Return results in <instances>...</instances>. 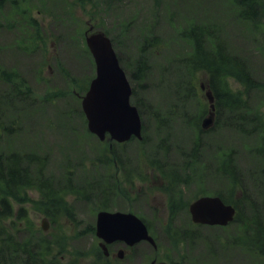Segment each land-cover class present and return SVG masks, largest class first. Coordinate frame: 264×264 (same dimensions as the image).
I'll return each instance as SVG.
<instances>
[{
    "label": "rangeland",
    "instance_id": "374dc122",
    "mask_svg": "<svg viewBox=\"0 0 264 264\" xmlns=\"http://www.w3.org/2000/svg\"><path fill=\"white\" fill-rule=\"evenodd\" d=\"M61 1L0 0V69L15 71L22 90L30 92L25 99L28 104L17 101L5 92L0 73V110L5 111L1 124L13 131L8 135L0 128V147L4 152L47 156L40 176L61 191L68 185L76 191L61 193L50 208L45 207L49 212L43 213L44 200L34 186L15 205V215L0 220V226L10 229L18 225L15 235L19 240L32 236L49 242L46 260H54L53 264H149L153 259L167 264H257L258 259L241 251L243 245L235 240L239 226L190 227L187 207L202 195L230 190L226 180H218L214 169L222 152L234 150L238 188L248 196L241 201V215L248 219L256 214L264 223V160L257 150L264 138V89L251 91L233 77L227 81L233 91L243 92L247 108L260 118L256 121L259 127L246 122L243 130L237 129L221 113L219 119L199 129L198 123L209 117V104L200 89L204 80L196 77V88L190 91L187 76L171 60L181 54L179 24L201 20L213 29L211 38H217L228 53L246 64L251 80L264 86V0L248 3L255 19L240 15L239 0H116L99 7L96 3L91 6L93 0L84 5L64 0L67 14ZM92 16L98 18L94 21ZM102 26L115 38L120 39L119 29L126 37L117 44L128 73L137 67L141 36L153 27L155 31L147 38L155 35L159 40L157 53L149 60V74L134 85L131 98L135 105L136 100L141 102L144 143L131 140L114 146L113 151L124 162L120 165L108 150L99 157L103 146L85 134L80 113V99L85 84L94 76V64L78 35L84 38L85 32H98ZM174 38L177 41L173 42ZM189 52L185 45L182 54ZM175 78L178 93L171 85ZM204 108L207 110L200 114ZM196 146V155L183 158ZM150 158L163 164L167 158H178L180 181L178 197H174L178 216L161 208L151 212L145 205L164 200L163 196H149L162 192L157 173L147 170L152 168L146 161ZM201 158L200 163H194ZM35 179L39 180L37 175ZM148 184L158 187L144 192ZM80 190L92 200L82 199ZM240 196L238 189L230 193L233 199ZM103 200L109 202L106 207ZM183 203L187 206L184 210ZM19 207L26 211L23 220L15 217ZM102 209L130 212L146 220L157 248L147 243L132 248L118 245L104 256L94 234L96 215ZM43 222L46 230L41 227ZM182 229L194 230L198 238L184 240L177 234ZM118 249H123L122 260H114Z\"/></svg>",
    "mask_w": 264,
    "mask_h": 264
},
{
    "label": "trees",
    "instance_id": "16d2710c",
    "mask_svg": "<svg viewBox=\"0 0 264 264\" xmlns=\"http://www.w3.org/2000/svg\"><path fill=\"white\" fill-rule=\"evenodd\" d=\"M78 1L83 5L87 3L91 4L90 2H92V0ZM114 1L116 0H93L91 6L94 7L95 3L98 7L99 5L104 6L105 3L110 4ZM61 5L64 8V13L67 14V11L69 10L66 9V3L64 0L61 1ZM92 18L95 21L98 17L92 16ZM178 28L180 29V39L190 47L189 53L180 54L178 57V70H181L184 72V75L187 76L189 90L193 91V89L196 88V83L194 82L196 77L199 79L202 78L204 80L203 82H205V86L209 88L214 97L216 119H219L220 114L224 113L225 119L230 124L237 127V129L239 128L240 130H243L246 122L251 124L255 122V126L253 127H259L260 124L258 125L256 121L260 118L256 116L255 112L251 113V111L245 107V102H243L241 96L232 91L227 84V79L233 77L237 81L246 84L247 87L253 86L254 83H252L243 61L239 57L228 53L217 38H211L214 33L213 29L208 26L207 22L201 20H187L182 24H179ZM102 31L110 36L115 49H118V44H121L125 39L124 34L121 36L120 29V39L115 38L111 34V30H108L105 27H103ZM75 39L76 36L74 35L73 40ZM144 40L147 43L149 42L148 45L151 43L155 46V38H152L151 40H146L144 38ZM119 60L126 70V64L123 63V60ZM135 63L137 67L134 72H129V79L133 85V95L135 93L134 88L136 83L138 85V82H141L142 78L148 74V66L144 57H139ZM0 73L3 77L4 83L8 85L7 89L11 97L20 99V101L29 98V90H22L20 84L17 82L20 80L16 79L18 74H15L13 71L9 72L3 70L2 68L0 69ZM135 102L141 111V102H138L137 100ZM206 110V108L202 109L200 114L204 113ZM2 112L5 113V111L0 110V128H2V132L7 133L8 135L12 134L13 131L11 127H6L1 124V120L4 117ZM200 127L201 125L198 123V128ZM113 147V144L112 148L105 145L103 148L104 150L100 151L99 157L103 158V154L107 150L110 155L116 156V154H113ZM257 150L264 160V138H261L260 146L257 147ZM194 152H196V150L190 152V155L194 154ZM232 154H234V150H229L226 153L222 152V155H220L221 158L217 161V165L214 169L218 180H221L222 178V180H226L225 183L228 184L227 187L230 186V190H226V193L215 192V194L225 203L232 204L235 207L237 213L233 224L240 227L236 239L243 241L242 245L249 252L250 256L259 259L260 263L264 264V223H261L256 214L248 219L246 216L243 217L241 215V201H243L245 193L243 189L238 188V185H240L239 178L235 173L236 171L233 164ZM46 157L47 156L40 157L35 154H21L15 150L4 152L0 147V220L12 217L14 213L13 202H21L26 195V190L31 189L34 186L42 195V200H44L42 206L44 209L47 206L50 208L49 206L54 203L57 197H59V190L55 189L49 181L40 176ZM262 172V174H264V168L262 169ZM36 175L39 180L35 179ZM35 183H37V185H35ZM233 189H238L240 191L241 198L237 197L233 199L230 197V193ZM82 196L85 200L90 199L85 193H83ZM245 200H248L247 194ZM252 209L254 210L256 208L253 207ZM18 210L19 213L16 216V219L23 220L26 218V211L24 208ZM45 211V213L49 212L46 209ZM244 225L245 228H242ZM15 228L6 229L5 227L0 226V264H49L46 261L49 242L45 243L43 240L37 241L40 240V238H31L32 236L18 242L15 237ZM178 235L184 240L198 238V236L195 235V232L186 229H182ZM35 246L38 247L36 248Z\"/></svg>",
    "mask_w": 264,
    "mask_h": 264
},
{
    "label": "water",
    "instance_id": "95a60500",
    "mask_svg": "<svg viewBox=\"0 0 264 264\" xmlns=\"http://www.w3.org/2000/svg\"><path fill=\"white\" fill-rule=\"evenodd\" d=\"M86 44L96 70V76L82 99L88 131L100 140L106 133L118 142L127 141L132 136L140 139V118L136 107L129 103L131 89L110 40L97 33L86 37ZM206 95L211 102V95L208 92ZM209 122L210 119L206 120L204 126ZM189 212L194 223L226 225L233 219L235 210L218 197H202L190 204ZM96 235L106 242L123 240L133 245L147 240L153 244L141 221L130 214L99 212Z\"/></svg>",
    "mask_w": 264,
    "mask_h": 264
},
{
    "label": "flooded vegetation",
    "instance_id": "af4514ba",
    "mask_svg": "<svg viewBox=\"0 0 264 264\" xmlns=\"http://www.w3.org/2000/svg\"><path fill=\"white\" fill-rule=\"evenodd\" d=\"M172 165H175L174 167L178 169V159H169ZM149 170H152L153 173L154 169L153 168H148ZM174 175V173H172ZM167 176H169L168 174L162 175L157 173V180L159 181V188L162 190L161 193H156L153 194L151 197H153L155 199L156 196H163L164 200L163 201H159L157 203H155V200H152L153 203L157 206V208H161L167 211H175L178 212V201L175 202L174 201V197L177 196L178 197V173H177V177H176V183L172 184L170 183L166 178ZM151 186L148 184L147 188H150ZM117 244H113L112 247H116Z\"/></svg>",
    "mask_w": 264,
    "mask_h": 264
}]
</instances>
